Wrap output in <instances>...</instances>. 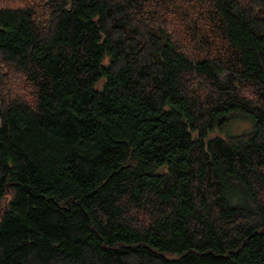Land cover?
Wrapping results in <instances>:
<instances>
[{
	"label": "trees",
	"instance_id": "trees-1",
	"mask_svg": "<svg viewBox=\"0 0 264 264\" xmlns=\"http://www.w3.org/2000/svg\"><path fill=\"white\" fill-rule=\"evenodd\" d=\"M0 264H264V0H0Z\"/></svg>",
	"mask_w": 264,
	"mask_h": 264
},
{
	"label": "rangeland",
	"instance_id": "rangeland-1",
	"mask_svg": "<svg viewBox=\"0 0 264 264\" xmlns=\"http://www.w3.org/2000/svg\"><path fill=\"white\" fill-rule=\"evenodd\" d=\"M204 10H205V8L203 7V6H201V5H199L198 7H197V9H196V12L198 11V13H196V14H199L201 17H202V13H204ZM194 11V10H193ZM22 82V81H21ZM24 85L26 86V91H25V93H27L28 92V90L30 89V87H29V85H28V83L25 81L24 82ZM24 93V94H25ZM242 126H243V124L240 122V121H238V122H233V124L230 126H228V127H230L229 128V132H231V133H233V134H236V133H239V132H241V130H242ZM217 132H215V133H213L212 134V136L213 135H215Z\"/></svg>",
	"mask_w": 264,
	"mask_h": 264
}]
</instances>
